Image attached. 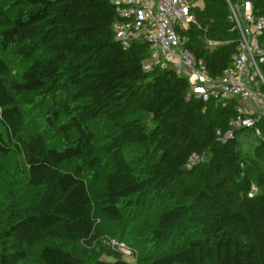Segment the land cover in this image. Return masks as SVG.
Here are the masks:
<instances>
[{"label": "trees", "instance_id": "trees-1", "mask_svg": "<svg viewBox=\"0 0 264 264\" xmlns=\"http://www.w3.org/2000/svg\"><path fill=\"white\" fill-rule=\"evenodd\" d=\"M2 1L13 13L0 7V160L17 154L36 196L9 205L0 264H129L108 241L124 239L128 214L163 198L138 264H264V116L255 156L241 138L254 128L218 141L237 99L186 100L189 83L172 67L144 71L149 47L115 40L121 19L111 0ZM202 1L192 9L197 25L181 35L215 77L231 66L239 35L225 0ZM250 1L264 16V0ZM12 58L27 62L17 77ZM260 70L264 77V63ZM45 104L44 129L60 148L27 128L24 110ZM101 121L112 132L100 141ZM134 148L144 151L137 161L127 157ZM193 154L205 159L189 167ZM46 242L79 246L84 257L45 245L32 260L28 251ZM95 250L112 261H87Z\"/></svg>", "mask_w": 264, "mask_h": 264}, {"label": "built area", "instance_id": "built-area-1", "mask_svg": "<svg viewBox=\"0 0 264 264\" xmlns=\"http://www.w3.org/2000/svg\"><path fill=\"white\" fill-rule=\"evenodd\" d=\"M111 3L121 19L113 26L115 40L124 48L140 40L149 47V58L142 65L144 71L172 67L177 76L189 83L186 100L203 103L215 100L224 106L228 100L237 99L228 129L216 131L218 141L232 140L242 129L254 128L259 135L256 124L264 116V77L260 70V64L264 63V48L260 42L264 35V16L255 14L250 0H225L227 20L237 31L239 41L231 66L215 77L209 74L203 59L186 48V39L181 35V31L197 25L192 9H202V0H111ZM205 42L211 47L219 44L209 39ZM244 101L257 106L259 112L247 110ZM204 159L203 155L193 154L188 166ZM254 193L252 187L249 197ZM108 245L123 255H131V251L116 240H109Z\"/></svg>", "mask_w": 264, "mask_h": 264}, {"label": "rangeland", "instance_id": "rangeland-1", "mask_svg": "<svg viewBox=\"0 0 264 264\" xmlns=\"http://www.w3.org/2000/svg\"><path fill=\"white\" fill-rule=\"evenodd\" d=\"M0 7H3L9 15L13 13V9H11V7H9L2 0H0ZM9 62L11 64V67L13 68L12 76L14 77H17L21 70L27 65L26 61H21L15 58L9 59ZM71 94L72 93L69 92L64 98V100L69 99ZM245 104L247 110L256 113L259 112V108L251 102L244 101V105ZM46 106L47 104H45L44 106H38L34 109L24 110L25 118L27 121V128L30 131L42 130V133L44 134L48 145L53 146L55 148H60L62 146L60 137L57 136L55 133L44 129V110ZM107 132H112L111 126L107 124L106 121H101L100 123H98L97 133L98 139L100 141L103 138V134H106ZM255 136L258 139L261 138L260 134L257 135L256 132H254V135L252 133H249L248 137L246 133L241 135L242 140H245L243 142V148L249 156L256 155L255 151L259 142L255 139ZM143 152V150L136 148L129 149L127 151V157L137 161L141 158V156H143ZM231 188L232 186L228 184V189L231 190ZM255 192H257L256 188ZM173 195L176 197L177 192L174 191ZM35 196L36 190L29 187V185L27 184L26 175L21 158L17 154L12 153L9 156L1 159L0 229L4 226L5 218L8 215L9 205L12 204L14 207L24 208L25 206L31 203ZM11 199L13 200V202H11ZM167 203L168 201L166 198H163L161 200L155 199L150 201L146 208L128 214L129 225L124 239L121 241H117L118 243L123 244L131 251L130 256L121 254L123 256L122 258L124 261L128 262L129 264H138V260L141 259L140 254L144 253V251H146L151 246V231L156 223V216L159 211L167 205ZM45 245L59 246L63 249L70 250L73 254L77 256H83L82 249L79 246L64 245L58 242H46L43 245L35 246L30 249L28 251L29 257L32 260H35L37 250H39L41 246ZM97 257L107 262L112 261L111 258L99 254L97 250L87 252V261L92 262V260Z\"/></svg>", "mask_w": 264, "mask_h": 264}, {"label": "crops", "instance_id": "crops-1", "mask_svg": "<svg viewBox=\"0 0 264 264\" xmlns=\"http://www.w3.org/2000/svg\"><path fill=\"white\" fill-rule=\"evenodd\" d=\"M245 106H246V104H245Z\"/></svg>", "mask_w": 264, "mask_h": 264}]
</instances>
